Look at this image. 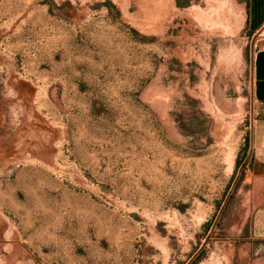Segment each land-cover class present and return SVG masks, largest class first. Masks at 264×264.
Wrapping results in <instances>:
<instances>
[{"label": "rangeland", "instance_id": "rangeland-1", "mask_svg": "<svg viewBox=\"0 0 264 264\" xmlns=\"http://www.w3.org/2000/svg\"><path fill=\"white\" fill-rule=\"evenodd\" d=\"M244 0H0V264H264Z\"/></svg>", "mask_w": 264, "mask_h": 264}, {"label": "crops", "instance_id": "crops-1", "mask_svg": "<svg viewBox=\"0 0 264 264\" xmlns=\"http://www.w3.org/2000/svg\"><path fill=\"white\" fill-rule=\"evenodd\" d=\"M243 26L245 34L252 38L253 99L256 120L254 125L253 150L254 175L264 184V0H244Z\"/></svg>", "mask_w": 264, "mask_h": 264}]
</instances>
